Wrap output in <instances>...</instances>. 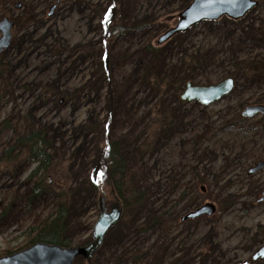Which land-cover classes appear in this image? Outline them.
I'll return each instance as SVG.
<instances>
[{"label": "rangeland", "instance_id": "obj_1", "mask_svg": "<svg viewBox=\"0 0 264 264\" xmlns=\"http://www.w3.org/2000/svg\"><path fill=\"white\" fill-rule=\"evenodd\" d=\"M255 1L238 21L203 22L157 45L192 0H114L115 27H143L112 41L115 101L100 66L107 31L102 20L113 0L0 2V21L15 23L11 46L0 55V213L6 215L0 254L25 244L27 229L56 212L53 196L32 206L20 197L36 164L6 163L18 136L40 132L46 139L53 162L44 180L70 193V239L72 248L82 247L93 242L101 211H110L118 197L106 184L88 186L92 175L100 178L108 141L120 137L141 145L158 115L168 113L172 123L135 165L146 207L129 218L121 202L120 221L91 260L144 263L156 251L159 264H264L251 262L264 244V170L248 175L264 160V116H242L246 107L264 105V0ZM150 46L160 50L156 58ZM148 73L171 87L157 95ZM187 75L193 77L187 83L202 86L233 78L235 88L208 107L180 102L186 85L178 81ZM109 122L110 134L104 131ZM207 203L216 206L215 215L181 221ZM155 213L165 225L149 221ZM126 216L125 226L131 221L139 230L118 240Z\"/></svg>", "mask_w": 264, "mask_h": 264}, {"label": "trees", "instance_id": "obj_2", "mask_svg": "<svg viewBox=\"0 0 264 264\" xmlns=\"http://www.w3.org/2000/svg\"><path fill=\"white\" fill-rule=\"evenodd\" d=\"M13 1L14 0H0L1 3H11ZM113 3L114 4H112L103 15L102 21L105 25V31H107L104 49L101 53L102 62L100 66L102 67L101 70L103 75H106L110 79V97L115 101L117 93H119V88L118 86L116 87L113 79H111L114 69L113 53L111 51L112 41H115L116 43L119 38L126 35L127 33H130L129 31L131 29L135 28L140 31L143 29V27H135L132 25L129 27V29L126 26L115 27L114 22L117 20L119 15L116 12L114 0ZM188 5L189 3L186 5V7ZM223 19L229 20L227 18ZM149 49L153 53L154 58H156L160 50L152 46H150ZM146 77L150 78L149 83L151 84L154 92L159 96L164 94L165 91L171 87L170 83H166L165 80H162L157 76H153L150 73H148ZM192 78L193 77L190 75L185 76L183 79L178 81V86L186 85L188 80H191ZM179 101L181 102L180 98ZM165 114V119H163L161 116L163 113L158 115V120L153 124L152 127H150V135L148 136V139L142 141L143 143H141V145H138V140L132 142L123 140L120 137L109 140L107 149L105 151V156L101 157L102 162L98 169L100 178H98L97 175H92L88 183L89 188L92 189L98 188V186H96L97 183H103L107 186H110L122 202L123 209L129 218H132L137 212L144 209L148 203L147 194L142 189V180L138 178L135 165H137V158L141 154H146V152H149L150 149L153 148V146L156 145L158 140L162 137L161 130L168 124L172 123L170 121L173 120V117L168 113ZM238 117L242 119L240 115ZM111 127L112 126L109 122V124L106 125L104 131L110 134ZM47 148L48 145L46 144V139L44 138L43 134L40 132H32L26 136H18L16 138L14 147L7 150L6 163H9L8 165H12L11 163H15L16 161L20 160L24 162H33L36 164V168L30 174L25 191L20 196L23 201L26 204L32 206L37 204L45 197L53 196L57 200V204L55 207L56 212L54 211L55 213H53L49 218L38 220L37 223L31 225L27 229V241L25 244L19 246L16 249L3 252V255L0 254V258L21 252L37 243L60 245L64 248H71L73 245L70 239V230L72 227L69 220L71 206V202L69 200L70 193L68 194L67 188L58 184L50 186L49 184H46L44 180V176L48 172L53 162V158L47 152ZM16 151H18V154L12 159L11 155ZM7 168H9V166ZM5 216V214L0 213V226L4 221ZM128 217H124L122 220L123 222L117 226L119 227V232L117 234L118 240L125 237L128 233L139 230L136 226H134L133 223H131L130 220L129 225L125 226L124 222L126 221V218L128 220ZM149 221H154L158 224L162 223L163 225L166 223L162 217L156 216V213L151 216ZM88 244L89 242H86L81 246H86ZM156 254V251H154L153 254L148 253L147 255L151 257L150 260H147L143 263L141 262V258L136 261V264H159L158 259L154 256ZM81 259L82 258H79L78 260ZM251 262L254 263L253 260ZM87 264H94V262L93 260H90L87 262Z\"/></svg>", "mask_w": 264, "mask_h": 264}, {"label": "water", "instance_id": "obj_3", "mask_svg": "<svg viewBox=\"0 0 264 264\" xmlns=\"http://www.w3.org/2000/svg\"><path fill=\"white\" fill-rule=\"evenodd\" d=\"M256 6L257 2L255 0H192L178 15L176 26L161 36L157 45H162L174 36L186 33L205 21H219L223 17L235 21L240 20ZM14 7L15 9L22 8L21 4H16ZM55 7L56 5L51 8L50 15H52ZM14 27V21L9 18H4L0 21V55L10 48ZM234 88L235 81L233 78H227L209 86L194 85L189 82L186 84L180 99L183 102H197L204 107H208L229 96ZM242 115L247 119L264 115V105L248 106L244 109ZM262 170H264V160L254 164L249 169L248 175H256ZM201 191L205 192V188L201 187ZM259 201L264 202V192ZM216 212V206L207 203L183 217L181 221L186 222L205 215L211 217ZM122 215L120 200L116 198L110 211H101L99 219L94 226L93 242L91 244L83 247L64 248L60 245L37 243L24 251L0 258V264H74L78 258L90 260L100 249L108 231L118 224ZM253 260L264 261V245L256 251Z\"/></svg>", "mask_w": 264, "mask_h": 264}, {"label": "flooded vegetation", "instance_id": "obj_4", "mask_svg": "<svg viewBox=\"0 0 264 264\" xmlns=\"http://www.w3.org/2000/svg\"><path fill=\"white\" fill-rule=\"evenodd\" d=\"M261 203V202H260Z\"/></svg>", "mask_w": 264, "mask_h": 264}]
</instances>
